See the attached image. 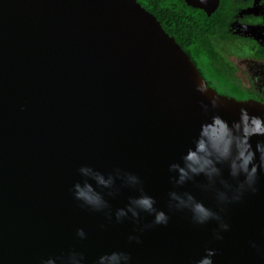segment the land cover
<instances>
[{"label": "water", "instance_id": "water-1", "mask_svg": "<svg viewBox=\"0 0 264 264\" xmlns=\"http://www.w3.org/2000/svg\"><path fill=\"white\" fill-rule=\"evenodd\" d=\"M206 262L264 264V103L136 0H0V264Z\"/></svg>", "mask_w": 264, "mask_h": 264}, {"label": "trees", "instance_id": "trees-1", "mask_svg": "<svg viewBox=\"0 0 264 264\" xmlns=\"http://www.w3.org/2000/svg\"><path fill=\"white\" fill-rule=\"evenodd\" d=\"M152 15L187 55L208 84L219 94L234 99H255L264 103L261 93L241 86L236 67L229 58L264 59V50L254 42L230 35L228 26L241 0H220L215 12L206 16L203 10L187 6L184 0H136Z\"/></svg>", "mask_w": 264, "mask_h": 264}, {"label": "flooded vegetation", "instance_id": "flooded-vegetation-1", "mask_svg": "<svg viewBox=\"0 0 264 264\" xmlns=\"http://www.w3.org/2000/svg\"><path fill=\"white\" fill-rule=\"evenodd\" d=\"M241 2L244 8L238 9L233 16L228 26L230 35L244 41L254 42L261 50H264V0H241ZM229 59L231 62L234 59L264 62V59Z\"/></svg>", "mask_w": 264, "mask_h": 264}, {"label": "rangeland", "instance_id": "rangeland-1", "mask_svg": "<svg viewBox=\"0 0 264 264\" xmlns=\"http://www.w3.org/2000/svg\"><path fill=\"white\" fill-rule=\"evenodd\" d=\"M232 63L236 67L235 76L240 80L241 86L261 93L264 85V62L234 59Z\"/></svg>", "mask_w": 264, "mask_h": 264}, {"label": "clouds", "instance_id": "clouds-1", "mask_svg": "<svg viewBox=\"0 0 264 264\" xmlns=\"http://www.w3.org/2000/svg\"><path fill=\"white\" fill-rule=\"evenodd\" d=\"M77 187H79V186H77ZM79 195L82 197V198H85V199H88L90 202H92L93 201V198L91 197V196H89L88 195V193L87 192H85L84 190H79ZM138 203L140 204V205H142L143 207H145V208H148V209H150L151 208V201L149 200V199H141L140 201H138ZM197 207V211L198 212H200V213H202L203 215H207V213H205L204 212V210L199 206V205H197L196 206ZM135 214V213H134ZM165 219V217H164V214L163 213H159L158 215H157V222L159 223V222H161V221H163ZM82 234V233H81ZM211 254V253H210ZM206 264H210V262H206Z\"/></svg>", "mask_w": 264, "mask_h": 264}]
</instances>
